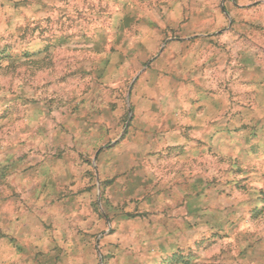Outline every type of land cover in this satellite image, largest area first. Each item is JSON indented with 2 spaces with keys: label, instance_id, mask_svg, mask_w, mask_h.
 <instances>
[{
  "label": "rangeland",
  "instance_id": "rangeland-1",
  "mask_svg": "<svg viewBox=\"0 0 264 264\" xmlns=\"http://www.w3.org/2000/svg\"><path fill=\"white\" fill-rule=\"evenodd\" d=\"M0 264H264V0H0Z\"/></svg>",
  "mask_w": 264,
  "mask_h": 264
}]
</instances>
